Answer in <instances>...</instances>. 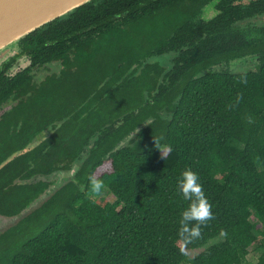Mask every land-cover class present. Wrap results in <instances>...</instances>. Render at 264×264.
<instances>
[{
    "label": "trees",
    "instance_id": "obj_1",
    "mask_svg": "<svg viewBox=\"0 0 264 264\" xmlns=\"http://www.w3.org/2000/svg\"><path fill=\"white\" fill-rule=\"evenodd\" d=\"M237 1L93 0L19 41L0 65V264H264V0ZM185 169L213 213L188 240Z\"/></svg>",
    "mask_w": 264,
    "mask_h": 264
},
{
    "label": "water",
    "instance_id": "obj_2",
    "mask_svg": "<svg viewBox=\"0 0 264 264\" xmlns=\"http://www.w3.org/2000/svg\"><path fill=\"white\" fill-rule=\"evenodd\" d=\"M93 0H0V63L20 40Z\"/></svg>",
    "mask_w": 264,
    "mask_h": 264
},
{
    "label": "clouds",
    "instance_id": "obj_3",
    "mask_svg": "<svg viewBox=\"0 0 264 264\" xmlns=\"http://www.w3.org/2000/svg\"><path fill=\"white\" fill-rule=\"evenodd\" d=\"M90 186L92 191L100 192L103 182L90 178ZM178 187L183 198L189 201V206L182 212L179 220V234L185 240L197 238L200 236V225L213 217L211 205L204 194L202 184L199 182V176L195 171L185 169L181 174V179L178 181ZM221 235L223 236L224 233L221 232Z\"/></svg>",
    "mask_w": 264,
    "mask_h": 264
},
{
    "label": "flooded vegetation",
    "instance_id": "obj_4",
    "mask_svg": "<svg viewBox=\"0 0 264 264\" xmlns=\"http://www.w3.org/2000/svg\"><path fill=\"white\" fill-rule=\"evenodd\" d=\"M231 2V1H230ZM256 2H257V0H238L237 1V3H238V5H240V6H242V8L243 7H246L247 5H252V4H254L253 6H256ZM236 3V0H234V4ZM231 4H232V2H231ZM208 10V11H207ZM211 10H213L214 11V15H215V13H216V10L214 9V6L213 5H208L207 6V8L205 9V17H206V14H207V12H209V11H211ZM213 17V16H212ZM212 17H210V18H212ZM210 18H207V19H210ZM251 23L253 24V26H258V25H260V26H264V14L263 15H260V16H255L254 17V19L251 21ZM16 53V50H15V52H14V54ZM14 54H10L11 56L12 55H14ZM9 57V56H8ZM7 57V58H8ZM6 58V59H7ZM24 59H22V61H23ZM21 61V62H22ZM237 62H239L238 64H235V63H233V62H231V70H233L234 69V67L236 66V65H238L237 66V69H239V71H248V70H254V69H256L255 67H256V61L255 60H253V59H247V58H245V59H243L242 61H237ZM251 62V63H250ZM167 63H168V65H170V63H169V61H167ZM19 67H26V65L24 66L23 65V62L22 63H20V65H19ZM43 74H40L39 76H42ZM43 77V76H42ZM5 108H3V109H1L0 108V129H2V128H4V126H5V123H6V120L4 119V113H5V111H7L8 109H6V110H4Z\"/></svg>",
    "mask_w": 264,
    "mask_h": 264
},
{
    "label": "rangeland",
    "instance_id": "obj_5",
    "mask_svg": "<svg viewBox=\"0 0 264 264\" xmlns=\"http://www.w3.org/2000/svg\"><path fill=\"white\" fill-rule=\"evenodd\" d=\"M207 11H208V10H207ZM212 16H214V11H213V10L207 12V14H206V18H210V17H212ZM15 49H16V48H15ZM160 59H163V58H160ZM165 59H166V58H164L163 61H165ZM21 63H22V62H21ZM250 63H251V62H250ZM0 65H1V63H0ZM23 65L25 66V65H26V62H24ZM237 66H238V65H236V66L234 67L235 71L239 70V69H237ZM66 178H68V177H66ZM8 229H12V227H11L10 225H9V226H8V225L5 226V225H3V224L0 225V233H4V232H6V230H8ZM256 234H257L258 236H260V233H259V232H256ZM219 241H221V238H220V239H217V240H214L213 242H211V244L217 243V242H219ZM198 252H199V251H193V252H191V253L189 254L190 258H193L195 255L198 254ZM261 254H262V250H261V249H258L257 247H252V248H251V253H250L248 259H249L250 261H252V262H256ZM186 264H191V263H186Z\"/></svg>",
    "mask_w": 264,
    "mask_h": 264
}]
</instances>
